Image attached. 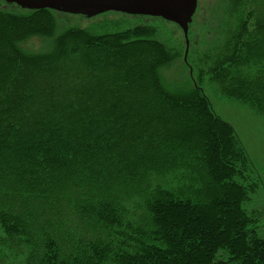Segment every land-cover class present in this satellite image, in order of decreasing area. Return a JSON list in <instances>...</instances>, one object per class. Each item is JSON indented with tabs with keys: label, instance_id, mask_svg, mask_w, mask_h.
Returning a JSON list of instances; mask_svg holds the SVG:
<instances>
[{
	"label": "trees",
	"instance_id": "obj_1",
	"mask_svg": "<svg viewBox=\"0 0 264 264\" xmlns=\"http://www.w3.org/2000/svg\"><path fill=\"white\" fill-rule=\"evenodd\" d=\"M2 2L0 264H264L255 166L202 87L264 115V0H217L186 60L183 31Z\"/></svg>",
	"mask_w": 264,
	"mask_h": 264
},
{
	"label": "rangeland",
	"instance_id": "obj_2",
	"mask_svg": "<svg viewBox=\"0 0 264 264\" xmlns=\"http://www.w3.org/2000/svg\"><path fill=\"white\" fill-rule=\"evenodd\" d=\"M217 0H199L197 11L190 24L191 34L189 42L197 44L202 41L207 31L220 29L224 16L222 15V4ZM6 2V1H5ZM0 4H6L0 0ZM11 4V3H8ZM61 14H64L63 12ZM69 14V13H68ZM68 24L89 27L99 32H110L121 27H130L139 24H148L159 29V35L163 39L183 41L182 29L174 22L161 17L147 15H131L119 11H108L97 16L89 17L83 14H69ZM66 22H63L65 26ZM97 27V28H96ZM184 34V33H183ZM213 33L209 35L206 42L209 43ZM199 40V41H198ZM186 42V39H185ZM50 41L42 38H34L25 44V48L32 51L46 49ZM189 44V45H190ZM206 43L204 42V45ZM206 46H204L205 48ZM190 48V46H189ZM165 73L168 80L177 85L186 77L182 61H177ZM205 93L210 98L216 112L227 122L231 123L241 141L245 145L256 169L259 187L252 200L247 204L250 211L259 214V232L264 235V115L256 113L247 105L231 99L223 94L215 83L206 81L202 83Z\"/></svg>",
	"mask_w": 264,
	"mask_h": 264
},
{
	"label": "water",
	"instance_id": "obj_3",
	"mask_svg": "<svg viewBox=\"0 0 264 264\" xmlns=\"http://www.w3.org/2000/svg\"><path fill=\"white\" fill-rule=\"evenodd\" d=\"M31 10L52 9L69 14L89 17L108 11H119L131 15L161 17L176 23L186 39L185 60L189 51L190 24L197 11L199 0H4Z\"/></svg>",
	"mask_w": 264,
	"mask_h": 264
}]
</instances>
